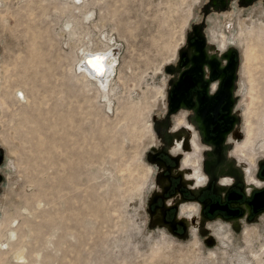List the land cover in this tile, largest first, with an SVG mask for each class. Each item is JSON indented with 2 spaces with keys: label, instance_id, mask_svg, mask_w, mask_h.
Segmentation results:
<instances>
[{
  "label": "rangeland",
  "instance_id": "rangeland-1",
  "mask_svg": "<svg viewBox=\"0 0 264 264\" xmlns=\"http://www.w3.org/2000/svg\"><path fill=\"white\" fill-rule=\"evenodd\" d=\"M205 1L0 0V264H264V211L238 226L215 219L214 236L172 235L149 219L148 154L162 140L169 68ZM229 21L235 39L264 22V3L233 9ZM223 25L208 16L209 32ZM238 51L231 144L254 175L264 57ZM95 52L107 53L98 77L82 62Z\"/></svg>",
  "mask_w": 264,
  "mask_h": 264
},
{
  "label": "flooded vegetation",
  "instance_id": "flooded-vegetation-1",
  "mask_svg": "<svg viewBox=\"0 0 264 264\" xmlns=\"http://www.w3.org/2000/svg\"><path fill=\"white\" fill-rule=\"evenodd\" d=\"M257 1L264 3V0H206L202 18L193 24L178 61L172 65L167 118L157 124L162 140L148 154L155 164L149 219L172 235L211 234L215 219L222 218L231 226H238L241 219L250 220L264 211V200L256 204L252 201L257 190L249 183L250 177L264 182L261 169H255L256 175L245 173L233 159L242 173L241 180L225 173L229 168L227 161L236 158L231 142L237 123L232 127L228 121L231 117L226 121L221 117L229 108L234 111L238 67L233 69V65L236 59L239 64V46H243L245 59L247 56L242 27L237 38L228 37L232 24L229 18L233 9L243 11ZM212 13L223 15V32L217 35L207 27ZM177 113H181L183 121L180 123V118L178 125H174L176 119L172 124V115ZM258 188L262 190L264 185Z\"/></svg>",
  "mask_w": 264,
  "mask_h": 264
},
{
  "label": "bare ground",
  "instance_id": "bare-ground-1",
  "mask_svg": "<svg viewBox=\"0 0 264 264\" xmlns=\"http://www.w3.org/2000/svg\"><path fill=\"white\" fill-rule=\"evenodd\" d=\"M258 24H260V23H258ZM241 32L244 35L243 40L247 41V44L244 46L245 47L244 49H246V51H247V54H246V52H245V54L248 55L246 57L249 58L251 55H252V57L256 56V58H258L257 56H263L264 57V22H262L260 25H256V26L251 25L250 27L249 26L248 27H242ZM246 41H244V43ZM253 45H254L255 49H258V51L253 48ZM253 50H255V52H256L255 54H254ZM99 53L100 54L97 53L98 55H95L93 57L88 54L87 59H85V60H86V63L89 64L90 66L97 65L98 63H101V65H103L102 71H101V69H99L95 66H93V67L97 68L98 73L103 75V73L106 69V66H107V64H106L107 53H101V52H99ZM250 60H251V58H250ZM95 77H96V75H95ZM252 131L253 130L251 128H249V135L247 137L246 142L243 144V148L250 145ZM241 154H243V153H241ZM22 257H23V255L20 256V258H22Z\"/></svg>",
  "mask_w": 264,
  "mask_h": 264
},
{
  "label": "water",
  "instance_id": "water-1",
  "mask_svg": "<svg viewBox=\"0 0 264 264\" xmlns=\"http://www.w3.org/2000/svg\"><path fill=\"white\" fill-rule=\"evenodd\" d=\"M98 54H100V53H98ZM98 54H97V52H95L94 54H89V55H91L93 57V56L98 55ZM82 62L85 63V59H83ZM237 67H238V59H236L234 65H233V69H235ZM87 68L96 76H101L102 75V74L98 73L97 68H94L93 66H90L89 64H87ZM169 71L170 72L173 71L172 65L170 66ZM234 77H235V74L233 73V78ZM221 98H223V96H221ZM234 99H235V97L233 96V101H234ZM168 111L170 112V110H168ZM231 111H230V108H229L228 112L225 113V114H222L221 117L224 119V121L228 120L229 117H231L230 120H228V121H230V124L233 127L236 123H238L239 117L234 111L233 112H231ZM223 137H224V133L222 135V138ZM223 161H224V157H222V162ZM234 163H235V161L233 160V158H230L227 161V165H228L229 168L226 170L225 173H227L229 175H234L235 178H237L238 180H241V174L242 173L240 172V169L238 170V168L236 166H234L235 165ZM257 167H258V169H261L260 174L264 175V159H259L257 161ZM253 189H256L257 191L253 194V200L252 201L255 204H256L257 201H263L264 200V189L259 190L260 188H258V187H253Z\"/></svg>",
  "mask_w": 264,
  "mask_h": 264
}]
</instances>
